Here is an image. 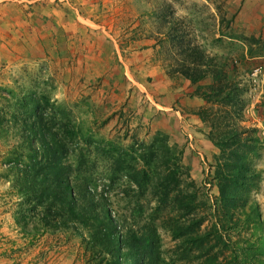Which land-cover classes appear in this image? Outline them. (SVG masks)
<instances>
[{
  "label": "rangeland",
  "instance_id": "rangeland-1",
  "mask_svg": "<svg viewBox=\"0 0 264 264\" xmlns=\"http://www.w3.org/2000/svg\"><path fill=\"white\" fill-rule=\"evenodd\" d=\"M213 257L264 264V0H0V264Z\"/></svg>",
  "mask_w": 264,
  "mask_h": 264
},
{
  "label": "trees",
  "instance_id": "trees-1",
  "mask_svg": "<svg viewBox=\"0 0 264 264\" xmlns=\"http://www.w3.org/2000/svg\"><path fill=\"white\" fill-rule=\"evenodd\" d=\"M220 89L218 92H221ZM44 142V141H42ZM46 143V142H45ZM51 161H55V154L51 153ZM144 174V173H143ZM146 175V174H145ZM160 186V190L162 191L161 193V199H160V203L161 205H164L166 202V198L169 196L170 192H173L174 190L170 189L167 185H161L158 184V187ZM220 190V194H221V198L223 199L226 192L223 189H219ZM227 190V188H226ZM76 191H79V195L77 197ZM58 198H60L61 200H68L70 198L71 204H69L70 207V211L72 212V214H76L77 211L76 206L79 203V197H81L82 200H86L88 198H92L93 194L90 193V190L87 187V184L83 182V184L76 186V190L72 187L70 188V186L68 185V183H64V181L60 182V185L58 186ZM188 198V197H187ZM189 201H185L183 199H179L177 201H175L176 205H179L180 208H184L187 210H193L194 209V205H193V198L189 197ZM95 210H98L97 208H94ZM166 219H168L170 221V223H172L168 228L170 229L172 238L174 239H184L187 243H190L192 245H194L196 247V245L198 244V233L195 230L197 227V223L194 221L191 224L186 225L185 223H180L178 221L175 220V218L173 216H168ZM189 223V222H188ZM101 230H103V235L100 236L98 238L99 243H101L103 246H105L106 244L108 246H110L111 244L114 245L115 244V240L112 239V235L109 232V229L100 226ZM122 237H118L116 243L121 245L122 241H121ZM136 238V237H134ZM218 238V236H217ZM134 240V239H133ZM113 241V243H112ZM191 250V249H190ZM186 251H184L185 253ZM126 263V262H125ZM114 264H123L122 263V259H116ZM127 264V263H126ZM204 264H221L218 262V259L216 257L210 258L208 259Z\"/></svg>",
  "mask_w": 264,
  "mask_h": 264
}]
</instances>
